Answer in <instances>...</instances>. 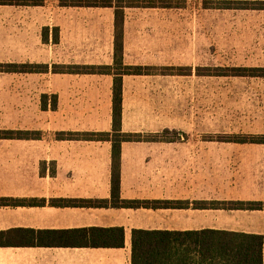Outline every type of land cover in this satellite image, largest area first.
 <instances>
[{"label": "crops", "instance_id": "crops-1", "mask_svg": "<svg viewBox=\"0 0 264 264\" xmlns=\"http://www.w3.org/2000/svg\"><path fill=\"white\" fill-rule=\"evenodd\" d=\"M177 1L187 5L124 9L125 64L208 66L179 64L186 62V48L175 40L187 11L221 9ZM114 17L113 7L59 6L55 0L0 5V63L48 65L47 72L0 73V130L28 133L0 139V264H218L228 250L215 232L261 235L264 264V210L230 205L263 200L264 145L204 137L262 134L264 104L257 128L203 131L194 114L188 112L189 122L186 109L171 103L179 93L171 96L163 83L212 77L124 75L122 131L168 132L167 138L121 142L120 199L138 206L111 204V141L55 137L112 129L113 76L51 67L111 65ZM87 228H120L123 245H63L57 236L38 234Z\"/></svg>", "mask_w": 264, "mask_h": 264}, {"label": "trees", "instance_id": "trees-1", "mask_svg": "<svg viewBox=\"0 0 264 264\" xmlns=\"http://www.w3.org/2000/svg\"><path fill=\"white\" fill-rule=\"evenodd\" d=\"M47 0H0V5H44ZM59 6L72 7H113L114 17V54L111 65H52L53 72H68L75 74H110L113 76L112 86V129L110 132H63L56 133L59 139L104 140L112 143V201L116 207L138 206L139 202H127L120 199V151L121 142L140 139L167 138V131L157 134H143L123 132L121 129L122 112V77L124 75H191L201 77H229V78H260L264 80L263 66H143L127 65L123 62V23L125 8H172L186 6L184 1L177 0H55ZM200 6L209 9H242L264 11V0H201ZM44 32V30H43ZM57 40V37L56 39ZM48 65L0 63V73H38L47 72ZM53 100V107L56 106ZM28 133L22 131L0 130V139L27 138ZM204 137L218 138L240 143H261L264 145L262 134H215ZM0 203L5 200L0 199ZM70 204H94L91 201H71ZM231 206L251 210H264V198L260 202L231 203ZM229 205V206H230ZM34 235L33 231H29ZM148 232L134 231V235H145ZM196 232H186L193 235ZM222 235L228 253L222 255L218 264H262L263 237L256 234L215 232ZM0 232V237L3 236ZM38 234L57 236L64 241L60 244L84 247H119L123 245V230L120 228L101 229L87 228L68 231H40Z\"/></svg>", "mask_w": 264, "mask_h": 264}, {"label": "rangeland", "instance_id": "rangeland-1", "mask_svg": "<svg viewBox=\"0 0 264 264\" xmlns=\"http://www.w3.org/2000/svg\"><path fill=\"white\" fill-rule=\"evenodd\" d=\"M185 44V65L256 66L264 60V12L210 10L186 13L184 32L175 40ZM179 97L171 103L186 109L187 121L203 131L230 132L257 128L263 110L260 78L172 79L163 83Z\"/></svg>", "mask_w": 264, "mask_h": 264}]
</instances>
